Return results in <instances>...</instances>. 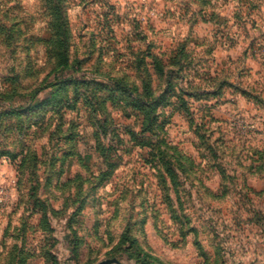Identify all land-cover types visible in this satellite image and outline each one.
<instances>
[{"label": "rangeland", "instance_id": "obj_1", "mask_svg": "<svg viewBox=\"0 0 264 264\" xmlns=\"http://www.w3.org/2000/svg\"><path fill=\"white\" fill-rule=\"evenodd\" d=\"M112 258L264 264V0H0V264Z\"/></svg>", "mask_w": 264, "mask_h": 264}, {"label": "trees", "instance_id": "obj_2", "mask_svg": "<svg viewBox=\"0 0 264 264\" xmlns=\"http://www.w3.org/2000/svg\"><path fill=\"white\" fill-rule=\"evenodd\" d=\"M8 32V35H7V39H9V41H11L12 43H14V40H15V36H14V32L13 31H7ZM62 60H65V54L62 55L61 57ZM64 65H65V62H64ZM16 157H18V155H12L11 158L15 159ZM164 185H165V182H164ZM129 229V228H128ZM127 232V231H126ZM127 234V233H126ZM124 235L123 237L125 241H128V238L126 237L127 235ZM123 239V238H122ZM123 240V241H124Z\"/></svg>", "mask_w": 264, "mask_h": 264}, {"label": "water", "instance_id": "obj_3", "mask_svg": "<svg viewBox=\"0 0 264 264\" xmlns=\"http://www.w3.org/2000/svg\"><path fill=\"white\" fill-rule=\"evenodd\" d=\"M96 264H119V261L115 258L100 261Z\"/></svg>", "mask_w": 264, "mask_h": 264}]
</instances>
